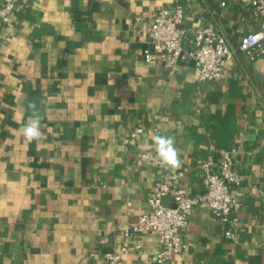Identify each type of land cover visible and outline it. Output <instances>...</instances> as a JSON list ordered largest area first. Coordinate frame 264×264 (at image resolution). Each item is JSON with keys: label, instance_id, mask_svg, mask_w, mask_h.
<instances>
[{"label": "crops", "instance_id": "obj_1", "mask_svg": "<svg viewBox=\"0 0 264 264\" xmlns=\"http://www.w3.org/2000/svg\"><path fill=\"white\" fill-rule=\"evenodd\" d=\"M176 3L188 32L212 25L232 45L260 24L242 0H30L0 19V264H107L122 245L117 264H154L158 235L122 227L150 209L160 172L182 171L184 192L199 193L197 161L217 164L232 147L235 239L194 207L182 249L163 264H264V54L239 52L210 81L190 57L173 72L147 60L151 12ZM29 102L39 142L20 132ZM137 126L151 132L129 136ZM153 134L175 138L178 169L155 163ZM141 152L151 158L136 165Z\"/></svg>", "mask_w": 264, "mask_h": 264}, {"label": "built area", "instance_id": "obj_2", "mask_svg": "<svg viewBox=\"0 0 264 264\" xmlns=\"http://www.w3.org/2000/svg\"><path fill=\"white\" fill-rule=\"evenodd\" d=\"M30 0H0V19L7 22L18 2ZM251 7L254 16L260 19L259 27L245 33L237 44L232 45L226 36L212 25L187 31L182 26L183 6L176 3L172 10L165 7L154 9L146 25L150 45L143 52L147 60L161 59L173 72L180 59L190 57L198 70L199 81L218 80L223 76V61L234 58L239 52L250 59L264 54V0H242ZM184 41L187 42L185 46ZM151 132L137 126L128 132L131 137ZM235 147L221 152L216 164L215 157L209 154L197 161L203 171V190L188 195L178 184L182 171H162L155 179L152 195L149 197L150 209L135 220L128 221L123 233L129 237L136 233L153 232L160 240V248L152 257L154 264H163L177 254L183 247V234L189 225V215L194 207L208 210L226 226L225 235L235 239L234 226L242 202L233 193V187L241 183V175L233 167ZM151 158L148 152H141L135 160L142 165ZM155 163L158 164L157 157ZM263 195V190H258ZM169 196L170 203L163 199ZM139 247V244L136 245ZM127 249L122 245L119 250L104 253L107 264H117ZM93 254V253H91Z\"/></svg>", "mask_w": 264, "mask_h": 264}, {"label": "clouds", "instance_id": "obj_3", "mask_svg": "<svg viewBox=\"0 0 264 264\" xmlns=\"http://www.w3.org/2000/svg\"><path fill=\"white\" fill-rule=\"evenodd\" d=\"M27 109L30 115L26 123H24L20 129V132L27 143H32L34 141L39 142L43 136L41 131V114L35 102H29ZM152 142L160 166L167 170H176L181 166L180 154L175 146V138L173 136L153 134Z\"/></svg>", "mask_w": 264, "mask_h": 264}]
</instances>
